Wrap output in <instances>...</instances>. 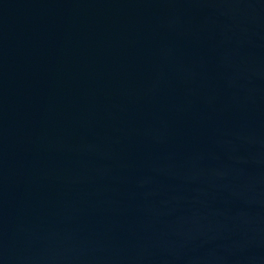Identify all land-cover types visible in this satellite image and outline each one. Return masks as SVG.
<instances>
[{"label": "water", "instance_id": "obj_1", "mask_svg": "<svg viewBox=\"0 0 264 264\" xmlns=\"http://www.w3.org/2000/svg\"><path fill=\"white\" fill-rule=\"evenodd\" d=\"M0 264H264V0H0Z\"/></svg>", "mask_w": 264, "mask_h": 264}]
</instances>
